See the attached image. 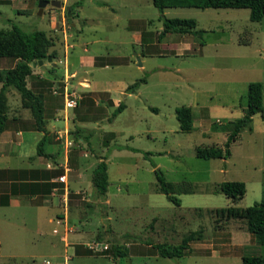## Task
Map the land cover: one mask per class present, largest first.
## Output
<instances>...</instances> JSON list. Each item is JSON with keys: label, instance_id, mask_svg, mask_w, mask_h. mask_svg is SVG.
<instances>
[{"label": "rangeland", "instance_id": "374dc122", "mask_svg": "<svg viewBox=\"0 0 264 264\" xmlns=\"http://www.w3.org/2000/svg\"><path fill=\"white\" fill-rule=\"evenodd\" d=\"M43 1L47 3L37 15L38 0H0V29L14 25L24 32L43 31L54 43L48 52L53 50L55 57L65 52L69 55L78 47L91 55L106 56L96 58L97 63L122 65L130 61L129 67L93 68L87 72L86 67H79L76 58L68 61L67 67L64 58L62 62L42 60L40 66L31 62L37 73L51 75L45 77L48 81L29 76L26 84L33 91L34 85L41 82L39 93L44 100L53 157L61 148L55 159L60 161L66 154L69 166L74 168L79 158L85 172L93 160L105 158L104 196L116 210L110 211L101 199L91 196L90 175L85 174L77 193H67L65 203L72 208L67 220L84 233L86 246L99 244L108 251L115 245L126 252V257L119 258L103 249H92L90 255L73 258L66 264H240L242 255L264 257V246L256 244L245 231L243 220L226 218L224 214L228 207L244 209L264 200V122L253 115L249 127L229 145L225 160L194 156L195 147L223 146L231 123L243 113L249 82L261 84L264 107V17L252 22L247 9L193 7L167 8L160 14L150 0ZM51 1L58 7L50 5ZM129 14L144 19L132 24L139 31L141 48L127 44L123 27ZM161 16L193 19L195 35L169 33L159 37ZM133 53L151 57L138 67V57ZM13 64L11 59L0 58V70ZM59 68L62 75L54 74L55 70L59 73ZM67 74L73 77L66 79ZM142 77L145 83L134 93H124L126 86ZM86 80L88 90L110 95L85 92L81 84ZM64 82L78 98L72 113L62 108ZM109 96L113 103L122 101L125 107L107 122L116 106L109 105ZM18 103V99L11 98V109ZM177 107L190 108L192 132L178 130L174 118ZM20 127L30 126L7 124V128ZM76 128L80 131L76 132ZM145 152L149 155L143 157ZM155 170L172 185L178 206L158 191ZM58 171L63 173V169ZM67 178L68 175L63 182L56 179L63 193L64 184L69 192ZM227 181L244 184L240 199L232 201L219 191V184ZM33 212L23 204L18 210L0 208V264L17 261L7 259L13 258L9 248H15L18 254L33 251L42 255L35 260L38 264L43 259L51 264L54 261V253H40L34 242L37 225ZM39 214L45 223L46 211ZM10 216L12 225H7L2 220ZM46 227L47 224L45 231ZM190 233L194 234L189 251L180 258H161L147 245L176 246ZM61 253L57 248V255ZM66 255L72 256V251L67 249Z\"/></svg>", "mask_w": 264, "mask_h": 264}, {"label": "trees", "instance_id": "16d2710c", "mask_svg": "<svg viewBox=\"0 0 264 264\" xmlns=\"http://www.w3.org/2000/svg\"><path fill=\"white\" fill-rule=\"evenodd\" d=\"M150 2L152 7L160 14L167 8L193 7L198 9H247L248 19L252 22H258L264 17V0H150ZM159 19L162 26L159 37H163L169 33L195 35V21L193 19L166 18L164 16H161ZM53 44L52 40L40 30L24 32L14 25L7 30L0 29V58H8L15 61L12 68L0 70V133L3 131L6 123L4 95L9 88L18 94L22 107L29 110L32 118L31 128L35 131L44 132L42 96L27 87L26 79L31 75L29 67L31 62L54 58L55 52L53 50L48 52V49L53 47ZM143 83H145V78L143 77L135 80L132 84L126 86L124 93H134L138 86ZM261 101V84L259 82H249L246 85L245 108L243 113L231 123L223 146L195 147L194 156L203 160H225L228 158L229 145L241 131L249 127L252 116L258 115L259 119L264 122V107ZM124 107L122 101H119L106 119L107 122H110L116 115L121 113ZM174 118L180 132L190 133L193 131L191 110L189 107L175 108ZM79 131L80 129L76 128V132ZM108 134L112 135L110 132ZM44 139L45 137H42L36 144L35 153L37 156L45 155L42 150ZM117 148L119 149V147ZM130 151L137 152L136 150ZM143 155V157H146L149 154L145 152ZM106 169L105 158H102L91 171L90 185L93 189L91 196L97 200H103L106 192ZM153 173L158 191L168 202L178 206V199L172 195V185L165 181L159 170H155ZM219 191L223 196L234 201L243 196L245 188L242 182L227 181L219 184ZM224 214L226 218L243 220L245 231L253 238L256 244L264 246V200L255 202L244 209L228 207L224 210ZM193 234L190 233L185 236L176 246L157 243L152 244L150 247L161 258H180L184 256L185 252L189 251V242L193 239ZM107 252L113 257H126L125 250L115 245L110 246ZM84 254L90 255V251L87 249L84 251ZM240 264H264V257L242 255L240 257Z\"/></svg>", "mask_w": 264, "mask_h": 264}, {"label": "crops", "instance_id": "0c3cea01", "mask_svg": "<svg viewBox=\"0 0 264 264\" xmlns=\"http://www.w3.org/2000/svg\"><path fill=\"white\" fill-rule=\"evenodd\" d=\"M102 3V1H100ZM103 5V3H102ZM104 6V5H103ZM110 12H113L111 7H108ZM165 10V9H164ZM126 22L124 23L123 31L127 33V44L131 46H135L137 48H141L142 44H140V34L135 25L137 22H142L144 19L139 18L135 15L129 14L124 19ZM128 23L130 25L128 26ZM146 31H149L148 29ZM67 49V46H64ZM76 47V46H75ZM73 50V51H72ZM71 50V54L64 53V55L54 56L53 60H59L62 62L66 59V67L67 64L70 66V61L72 58L78 59L80 62L79 67H86L87 70L93 68H110V67H129V60H126V63L122 65H109L108 63L99 62L97 63L96 58H104L106 56H95L88 54L87 49L79 50L78 47ZM75 50V51H74ZM85 53V54H81ZM84 55V56H81ZM134 57H138L137 59L140 61V66H143L144 59L151 57V55H140V53H133ZM115 58V57H114ZM118 58H126L125 56H120ZM77 61V60H76ZM84 62L85 64H80ZM15 63V61H14ZM33 63V62H32ZM36 63V62H35ZM97 63V64H96ZM14 65V64H13ZM33 65V64H32ZM37 66V64H35ZM13 67V66H12ZM10 67V68H12ZM31 75L36 80L42 79V81L47 80L45 77H51V75L39 74L37 73L31 63L29 64ZM55 67V66H53ZM9 69V68H7ZM44 69V68H43ZM42 70V69H39ZM70 72V71H69ZM68 72V73H69ZM36 73V74H35ZM61 69L59 68V73L57 70L54 71L56 75H62ZM38 74V76H37ZM91 76L92 74H88ZM66 79H70L73 77V74H67ZM65 81V78L63 79ZM27 81V79H26ZM48 81V80H47ZM85 82V83H84ZM82 87L85 89V92L88 93H106V91H96V90H88L89 83L88 81H84ZM41 84V82H39ZM65 83V82H64ZM68 83V82H67ZM67 83L64 84L63 89L67 87ZM34 85L33 92L39 93V85ZM27 85V84H26ZM69 86V85H68ZM126 88V87H125ZM30 89V88H29ZM70 90L69 88H66ZM13 89H8L5 92V115H6V123L3 131L0 133V208L3 209H20L23 204L26 208L34 210L33 214L35 217L33 218L36 222L37 229L35 232L34 240L35 244L40 249V253L50 252L54 253L53 256L55 259L52 264H66L67 261L72 260L73 258H81L84 255V247L86 246L87 241L84 240V233L80 232L78 228L70 225L67 220L70 215H72L70 209L67 207L66 202L67 193H77V187L82 184L84 175H91V171L95 167V165L99 162L92 161L90 164V170L86 172L83 170V161L79 160L75 164L74 168L70 167L68 164V160L66 154L62 152V160L58 161L55 157L60 156L61 148H58L56 152V156L53 157L49 148V141L47 135V126L45 125L44 120V132L35 131L31 128L32 118L30 116L29 110L22 107L20 98L12 93ZM124 91V90H123ZM76 94V92H74ZM40 94V93H39ZM110 95V94H109ZM16 98L18 99V105H15L12 109L10 106V99ZM43 100V99H42ZM110 101V105H116L113 103L110 96L108 98ZM44 105V100H43ZM45 107L43 106V111ZM123 111V110H122ZM68 112L72 113V110ZM44 114V112H43ZM45 119V118H44ZM26 124L30 127L25 128H7V124L12 125L16 123ZM67 122V121H63ZM45 137L44 144L42 146L43 153L45 155L37 156L35 153L36 144ZM34 147V149H33ZM46 159V161L42 162V159ZM67 163V164H66ZM58 169H63V173L58 171ZM69 176L67 178V187L64 184V193L62 192L61 185L56 181L58 176ZM88 177V176H87ZM89 182L90 178L88 177ZM88 182V183H89ZM87 183V186H88ZM83 185V184H82ZM56 189L58 191H56ZM89 190V188H88ZM92 194V192H91ZM60 197V198H59ZM98 203H100L98 201ZM104 207H107L110 211H115L116 208L113 206V209L110 207V200L104 196L102 202ZM100 203V204H101ZM41 210L46 211L47 215L45 217V223L41 220L43 216L39 214ZM52 210V211H51ZM108 219V217L106 216ZM7 225H12L11 216L8 218H3L2 220ZM45 224H47V231H45ZM42 227V229H41ZM2 240V232L0 231V243ZM84 240V241H83ZM13 242V241H12ZM149 247L152 244H147ZM57 248H61V255H57ZM67 249L72 251V256H67ZM9 250L13 253L10 254L13 258L7 259H17L13 264H38L35 260L42 258V255H37L35 252L31 251L28 254L16 253L15 248H9ZM7 257V256H6ZM46 260V259H43ZM42 260V261H43ZM42 261L40 264H42Z\"/></svg>", "mask_w": 264, "mask_h": 264}, {"label": "built area", "instance_id": "2783aa9c", "mask_svg": "<svg viewBox=\"0 0 264 264\" xmlns=\"http://www.w3.org/2000/svg\"><path fill=\"white\" fill-rule=\"evenodd\" d=\"M77 101L78 98L76 96V94L73 91H70L68 89H63V94H62V108L63 111L68 112L69 110H72L73 108H75L77 106ZM64 135V134H63ZM65 139V136H64ZM67 141L64 140L63 144H66ZM57 179L60 182H63L64 180V176H58ZM99 244H95L93 247L90 246H85V248H87L88 250H98V249H103L106 250L107 248L105 246L101 247ZM93 249V250H92ZM42 264H51L48 260H43Z\"/></svg>", "mask_w": 264, "mask_h": 264}, {"label": "water", "instance_id": "95a60500", "mask_svg": "<svg viewBox=\"0 0 264 264\" xmlns=\"http://www.w3.org/2000/svg\"><path fill=\"white\" fill-rule=\"evenodd\" d=\"M46 1H43V0H38L37 2V15H40L41 12H42V8L46 5ZM53 1L49 2L50 5L54 6V7H58V4L55 3ZM66 15H68V12L66 13ZM46 61H50V58H47ZM136 62H137V66L140 67V62L139 60L136 58ZM37 65H41V61H37ZM42 68V66H41Z\"/></svg>", "mask_w": 264, "mask_h": 264}]
</instances>
